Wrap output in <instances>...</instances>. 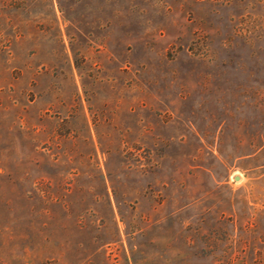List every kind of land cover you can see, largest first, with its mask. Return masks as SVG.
Returning <instances> with one entry per match:
<instances>
[{"label": "rangeland", "instance_id": "1", "mask_svg": "<svg viewBox=\"0 0 264 264\" xmlns=\"http://www.w3.org/2000/svg\"><path fill=\"white\" fill-rule=\"evenodd\" d=\"M0 264H264V0H0Z\"/></svg>", "mask_w": 264, "mask_h": 264}]
</instances>
